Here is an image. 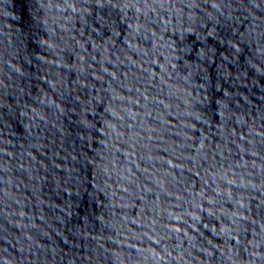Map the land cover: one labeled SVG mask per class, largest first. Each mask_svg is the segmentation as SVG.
<instances>
[{"label": "water", "instance_id": "1", "mask_svg": "<svg viewBox=\"0 0 264 264\" xmlns=\"http://www.w3.org/2000/svg\"><path fill=\"white\" fill-rule=\"evenodd\" d=\"M0 264H264V0H0Z\"/></svg>", "mask_w": 264, "mask_h": 264}]
</instances>
